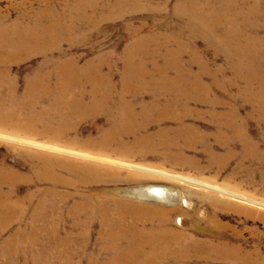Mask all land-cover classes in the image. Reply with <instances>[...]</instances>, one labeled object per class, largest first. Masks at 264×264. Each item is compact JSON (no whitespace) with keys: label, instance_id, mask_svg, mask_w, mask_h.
Segmentation results:
<instances>
[{"label":"rangeland","instance_id":"rangeland-1","mask_svg":"<svg viewBox=\"0 0 264 264\" xmlns=\"http://www.w3.org/2000/svg\"><path fill=\"white\" fill-rule=\"evenodd\" d=\"M75 1L0 0V169L22 176L0 180L15 218L0 215V262L6 252L14 264L122 259L100 234L125 225L110 210L121 198L163 211L141 213L146 229L262 264L264 0ZM51 20L55 36H42ZM151 184L172 199L145 197ZM179 245L209 264L207 247Z\"/></svg>","mask_w":264,"mask_h":264},{"label":"bare ground","instance_id":"bare-ground-1","mask_svg":"<svg viewBox=\"0 0 264 264\" xmlns=\"http://www.w3.org/2000/svg\"><path fill=\"white\" fill-rule=\"evenodd\" d=\"M88 0H79L75 1V5L73 8H76V5L79 4L80 9H85L86 7H89L87 5ZM125 2H122L121 0L118 1L117 5L121 4L120 6H125ZM71 17H69L70 19ZM37 22H40V20H37ZM56 20H51L48 23H43L44 26L42 28V36H55L56 26H57ZM44 38V37H42ZM54 39V38H53ZM57 41V40H56ZM158 141H161L157 143L156 145H160L162 147L166 146V142L164 140L159 139ZM146 148L155 149L154 145L151 143H145ZM120 164H125L128 166L136 167V165H130L129 163L121 162ZM13 169L7 168V169H0V180L3 183H9L13 182L14 180L17 182L19 178L22 176L18 173H13ZM174 178L186 180V177H183L181 175H173ZM141 193L145 197H150L158 200H164V201H170L172 199L171 197V190L164 185L160 184H151L147 186L146 188L139 189ZM11 200H4L0 196V215L8 214V218L5 222H10L12 219L15 220V218L12 217L13 213L10 214V212H6V209L11 205ZM15 202V201H14ZM18 203V201L16 202ZM22 204L26 206V208L30 205L29 200L22 201ZM100 208V206H98ZM171 208L170 210H172ZM110 210L113 214L122 215V218L119 219V224H123L125 221V225L121 226L118 225L117 230H112L113 228L109 227L106 223L105 226L101 228L100 234L105 238H110L113 240L111 242L108 239V244L113 248L114 250H118L119 246V255L121 258H115L112 259L111 257L109 262L107 264H126V261L129 264H175L174 259L179 261H187L190 264H200L197 262L202 261V258L199 256H189L187 254L188 248L181 246L179 244L183 245H195L198 247H207L210 253L205 252L209 256L210 261H205L203 263H209L212 264L215 259H225L229 260L230 263H236V264H246L247 257L250 253L244 252L242 253L239 249H234L233 247L227 246L224 243H216L211 240H203L200 241L198 239L190 238L187 234H181L176 231H172L169 229H165L163 227V224L152 226L151 229H146L144 226V221L148 218L143 216L141 213L145 212L147 214H150L149 216H152V218L159 216L161 218H164V213L160 215H157L160 213L159 208L154 207H146V206H137L136 204L130 203L125 199L117 198L115 201L112 202L110 205ZM14 213L15 210H14ZM92 215V213H90ZM178 221L177 224L179 227L186 229V221H185V215L186 213H180L178 214ZM23 215H19L16 213V218H20ZM107 216H112L111 213H107ZM12 218V219H11ZM109 221V219H106ZM128 220V221H127ZM196 225V224H195ZM159 227V228H158ZM130 235V236H129ZM138 235V236H134ZM123 240L128 241V243L133 246L131 248L122 249L121 248V242ZM4 247H7L6 245H3ZM190 251L192 249H189ZM242 253V254H241ZM2 256L4 257L3 262L1 264H14L15 257H12L10 253L6 252L3 253ZM57 256V255H56ZM112 259V260H111ZM257 262H260L264 264V259H257ZM202 264V263H201Z\"/></svg>","mask_w":264,"mask_h":264}]
</instances>
